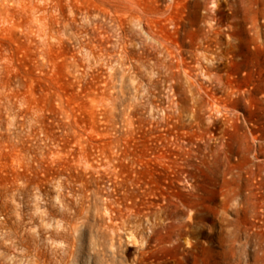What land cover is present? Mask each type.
Wrapping results in <instances>:
<instances>
[{"label":"rangeland","instance_id":"rangeland-1","mask_svg":"<svg viewBox=\"0 0 264 264\" xmlns=\"http://www.w3.org/2000/svg\"><path fill=\"white\" fill-rule=\"evenodd\" d=\"M0 264H264V0H0Z\"/></svg>","mask_w":264,"mask_h":264},{"label":"bare ground","instance_id":"bare-ground-1","mask_svg":"<svg viewBox=\"0 0 264 264\" xmlns=\"http://www.w3.org/2000/svg\"><path fill=\"white\" fill-rule=\"evenodd\" d=\"M212 106H213V104H212ZM212 106H211V107H212ZM212 108H213V107H212ZM212 108H211V109H212ZM214 112H216V111H214ZM214 114H215V113H214ZM185 224H186V223H185ZM189 245H190V244H189ZM189 247H193V246L190 245ZM187 248H188V247H187ZM187 248H186V250H187ZM189 250H191V249L189 248L188 251H189ZM182 253H183V252H182Z\"/></svg>","mask_w":264,"mask_h":264}]
</instances>
